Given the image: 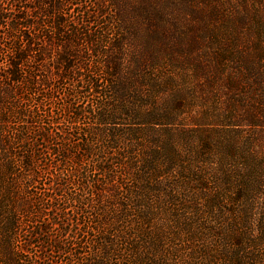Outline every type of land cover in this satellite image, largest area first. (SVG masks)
Listing matches in <instances>:
<instances>
[{
  "label": "rangeland",
  "instance_id": "obj_1",
  "mask_svg": "<svg viewBox=\"0 0 264 264\" xmlns=\"http://www.w3.org/2000/svg\"><path fill=\"white\" fill-rule=\"evenodd\" d=\"M69 1L0 0L8 16L25 8L34 35L66 12L71 45L86 53L75 63L104 79L88 98L68 96L70 80L52 99L23 93L16 109L32 111L36 135V110L56 121L50 144L35 135L29 171L9 163L0 124V264H264V0ZM18 36L0 27L7 120ZM89 101L99 118L76 120ZM144 111L161 124L144 123ZM83 122L98 135L73 128ZM87 139L94 153L76 163Z\"/></svg>",
  "mask_w": 264,
  "mask_h": 264
},
{
  "label": "trees",
  "instance_id": "obj_2",
  "mask_svg": "<svg viewBox=\"0 0 264 264\" xmlns=\"http://www.w3.org/2000/svg\"><path fill=\"white\" fill-rule=\"evenodd\" d=\"M67 2L68 4L72 3V1L69 0H67ZM60 8L61 7H59V9ZM25 11V8H23L22 14L14 15L13 12H11V16H8L7 13L0 7V27L19 31L20 36H18V38L20 37V39L24 42L23 44H17L19 46L18 48H15L13 54L14 56L13 58H10L4 74V77L7 81V86L9 87H6L5 91L3 92V97H6L5 102L7 104H10L12 107H14L13 109L16 110V114H12L11 116L9 115L8 120L7 118L3 119L0 116V124L5 123L2 132L3 136L6 138L5 141H7L8 144L6 152L10 159L9 163L14 165L16 161L21 163V168L24 171H29L32 169V165L34 164V161H32L34 158L32 153L35 150L31 149L34 146L33 144L39 142V138L37 139V137H35L36 132L31 130V127L34 126V122L30 118L32 111L20 106L18 107L19 109H16L18 103L22 101L23 93L29 90L38 97L42 96L44 99H52L56 97V94H54L56 90L55 85L61 80H70L74 81V86L70 89L71 92L68 93V96L70 94L75 96L83 95L85 98H88L94 96L95 92H101L104 79L96 76L93 66L87 65L85 63H75L77 60H79L78 58H81L82 56L84 57L86 53H77L79 50H75V48H73L71 45L72 41L74 40V36L72 35L75 33V30L70 29V32L66 31V29H69L70 27L67 22L66 12L59 11V14L56 16L54 21L53 33L48 34L46 32V21H43L44 23L40 22L42 27L41 30L34 35V33L30 31V26H27V24L30 23L27 22V20L31 18L24 16ZM34 26L35 24L33 25V28ZM27 27L29 30H27ZM42 35H45L46 37L42 39ZM96 37H98L96 36V33L91 32L89 36H86L87 42L94 41L96 42V47H101L99 45V41H95ZM48 40L57 42V44L53 46V52H51L49 48ZM120 49L121 48L119 47L118 50ZM98 51L102 52V50ZM53 53L54 56H52ZM69 104L71 107L72 103ZM38 107L41 108L43 105L40 103L38 104ZM97 109L98 101H89L85 106L78 109L79 111L75 114V119L77 120L78 118L85 116L97 120L100 115ZM27 112L29 114H26ZM43 112L44 113H42L41 109H38L34 114L36 115V118L40 120L43 119L42 121L45 123L42 130H38L39 133L36 136L40 135L45 143L50 144L54 135L53 127L56 124L55 116L51 111L44 110ZM12 113H14V111ZM13 116H16L15 118L18 119L17 126H11V119ZM143 116L145 117V119H142L144 123L149 124L150 122L154 125L161 124L160 120L164 117L162 114H158L157 112L152 113L146 111H144ZM73 128L79 130L86 136L94 137L95 135H98V130L95 129L94 125L90 124V122H83V124L74 126ZM30 139L33 140L30 141ZM65 139H69L68 136H65ZM62 146L63 145L61 144L58 147L62 148ZM22 147L23 149L25 148L27 150V152L24 154L20 151ZM81 147L82 148L80 151H82L83 154L77 159V161H75L76 163L81 161L82 157L92 156L94 153L95 148L93 143L88 141V139L84 144H82ZM60 148H57L56 150L59 151L58 149ZM51 152L52 151H50V153ZM104 163H107V160ZM56 167L57 166L55 165V168ZM101 167L103 170L105 169L106 171H109L103 166ZM13 172L17 176L20 175L15 171ZM35 202L37 203V200H35ZM131 202H134V199ZM35 205L36 204L33 205V209L35 208ZM144 205V203L143 205L139 204V211H145L146 209H149ZM133 207L134 206H132V208ZM151 211L153 212V209H151ZM35 212H37L36 215L40 214L41 216L43 214L42 210H37ZM142 216L144 215L139 214V219H141ZM15 228V222L13 221L9 226V231L15 232ZM40 229L45 230V227L41 226ZM35 233L39 234L38 232Z\"/></svg>",
  "mask_w": 264,
  "mask_h": 264
}]
</instances>
